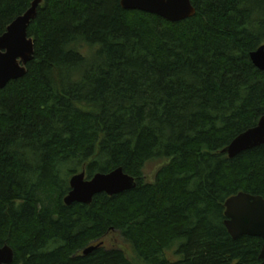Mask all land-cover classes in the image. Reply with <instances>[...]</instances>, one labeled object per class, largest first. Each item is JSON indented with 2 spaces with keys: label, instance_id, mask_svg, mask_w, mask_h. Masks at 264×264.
I'll return each mask as SVG.
<instances>
[{
  "label": "trees",
  "instance_id": "1",
  "mask_svg": "<svg viewBox=\"0 0 264 264\" xmlns=\"http://www.w3.org/2000/svg\"><path fill=\"white\" fill-rule=\"evenodd\" d=\"M32 1L0 0V34ZM119 2L43 0L27 27L32 60L0 88V246L11 264H262L224 202L264 199V145L221 150L264 114V0H190L177 22ZM117 167L133 189L63 202L73 174Z\"/></svg>",
  "mask_w": 264,
  "mask_h": 264
},
{
  "label": "water",
  "instance_id": "2",
  "mask_svg": "<svg viewBox=\"0 0 264 264\" xmlns=\"http://www.w3.org/2000/svg\"><path fill=\"white\" fill-rule=\"evenodd\" d=\"M43 0H33L29 8L17 16L0 34V88L26 73V64L32 60L34 42L27 35V27L37 13ZM120 6L127 10H139L177 22L195 14L190 0H120ZM252 63L264 72V44L249 53ZM264 145V114L257 124L240 132L225 146L221 152L228 158H234L243 151ZM136 186L134 177L117 167L106 173H95L86 178L85 171L73 174L69 179L70 190L64 196L66 205L72 203L90 204L99 193L113 196ZM224 226L236 239L247 235L263 240L259 258L264 264V199L259 195L239 192L224 202ZM97 246L83 250V254L92 252ZM14 258L13 249L4 244L0 246V264H11Z\"/></svg>",
  "mask_w": 264,
  "mask_h": 264
},
{
  "label": "rangeland",
  "instance_id": "3",
  "mask_svg": "<svg viewBox=\"0 0 264 264\" xmlns=\"http://www.w3.org/2000/svg\"><path fill=\"white\" fill-rule=\"evenodd\" d=\"M86 50H89L88 48L83 47L82 48V52H87ZM166 163V161H152V162H148L143 169L144 172V176H145V181H153L154 179V175L156 173V171L162 167L164 164ZM70 177L68 178L69 181ZM102 242L104 244V246L106 247H114V246H118L122 244V240L119 237V234L115 231H110L109 233H107V235L102 239ZM123 246L126 249L127 253L129 254V257L132 258L133 255L131 253V248L128 244L123 242ZM172 253V251L170 252Z\"/></svg>",
  "mask_w": 264,
  "mask_h": 264
}]
</instances>
